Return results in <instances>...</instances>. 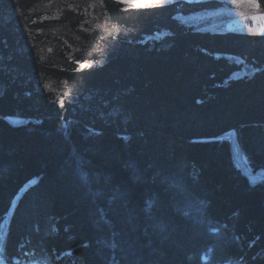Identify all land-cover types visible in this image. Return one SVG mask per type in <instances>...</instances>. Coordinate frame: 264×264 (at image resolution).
<instances>
[{
	"label": "trees",
	"instance_id": "1",
	"mask_svg": "<svg viewBox=\"0 0 264 264\" xmlns=\"http://www.w3.org/2000/svg\"><path fill=\"white\" fill-rule=\"evenodd\" d=\"M238 132L264 174V125ZM0 233V264H264V180L229 138L0 117Z\"/></svg>",
	"mask_w": 264,
	"mask_h": 264
},
{
	"label": "water",
	"instance_id": "2",
	"mask_svg": "<svg viewBox=\"0 0 264 264\" xmlns=\"http://www.w3.org/2000/svg\"><path fill=\"white\" fill-rule=\"evenodd\" d=\"M21 1L0 0L1 115L62 117L122 136L229 138L247 179L264 178L245 162L238 132L264 124V34L203 30L236 17L217 12L241 16L242 3L246 15L264 14V0H27L26 13ZM74 25L78 35L68 33ZM43 34L69 52L53 54ZM230 54L248 68L229 64Z\"/></svg>",
	"mask_w": 264,
	"mask_h": 264
},
{
	"label": "bare ground",
	"instance_id": "3",
	"mask_svg": "<svg viewBox=\"0 0 264 264\" xmlns=\"http://www.w3.org/2000/svg\"><path fill=\"white\" fill-rule=\"evenodd\" d=\"M46 1H48V0H46ZM123 1H126V2H130V3H132L133 5H140V6H153V5H155V3H156V1H154V2H149V1H139V0H123ZM173 1H175V0H173ZM196 1H201V0H196ZM22 3H21V12H24V13H26V11L28 10V8L30 7L29 6V4H28V2H27V0H22L21 1ZM172 1L170 0H165V4H169V3H171ZM188 2H190V1H188ZM242 5L244 6V5H249V3L247 2L246 4H244V3H242ZM243 6H241V7H239L238 9H239V11H240V13H241V16H239V13L238 12H236L235 13V11L234 12H230V11H228V12H217V14H215L216 15V17H219V16H222V15H225V16H228L229 14H234V16H236V17H234V19H231V20H217V21H215V23H214V25H211V26H209V27H206V26H204L203 27V30H208V31H210V32H213V33H216V32H218V33H223V32H236V33H247V34H254L253 32H250L249 30H248V28H249V25H251L250 23H247L246 24V29H245V31H242V30H235V29H233V28H230L228 25L233 21V20H241V19H243V18H247V17H249V16H251V15H246L247 13H245L246 11H244V7ZM248 7V6H247ZM65 9V8H64ZM236 14V15H235ZM257 15V14H256ZM31 16V13L28 15V17H26V18H29ZM215 18V16L214 15H207V19L208 20H210V18ZM205 18H206V16H205ZM213 18V19H214ZM231 21V22H230ZM28 22H31V20L30 21H28ZM149 24H151V21L150 22H148ZM200 24V22L199 23H197V25H199ZM249 24V25H248ZM74 27L75 28H73V27H71V28H69L68 29V33L69 34H74V35H78V28L74 25ZM67 28V27H66ZM51 30H53V27H51L50 28ZM82 29H84V30H86L89 34H92V33H94L95 31H94V29H92V28H90V26H84V27H82ZM200 29V28H199ZM198 29V30H199ZM67 30V29H66ZM255 34H264V33H258V32H255ZM31 35H35V34H31ZM81 35V34H80ZM84 35V34H83ZM38 36H40V34L38 35ZM79 37V36H78ZM92 37H94V36H92ZM43 40L42 41H44V43L46 44V41H47V43H48V48L51 50V52L53 53V54H57V55H66L67 54V52H69L68 51V47L66 46V45H64V44H62V43H58V42H54V41H58L57 39H56V37H54V41H53V39H50L49 37H48V35L46 36V34H43V38H42ZM67 48V51H66V48ZM233 56H235V58H236V60H234V58H233ZM224 59H227L226 61H229L230 60V62H229V64H233V65H236L235 67H240V68H242V69H247L248 67H246V66H244L243 64H244V62L241 60V57H239L238 58V56L235 54V55H232V54H230V56L227 58V57H224ZM225 61V62H226ZM242 65V66H241ZM0 117H2V118H5V119H8L9 121H11L12 122V124L13 125H15V126H18V127H25V126H28V125H30V124H36V123H38V122H40V121H42V120H44V119H41V120H39V121H36V122H31V121H28V120H26V119H24V118H12V117H7V116H3V115H1L0 114ZM50 118V117H49ZM54 118H59V117H54ZM60 118H62V117H60ZM64 120V119H63ZM69 121H71V120H68V121H65L64 120V122L65 123H68ZM72 121H76V120H72ZM76 122H79V121H76ZM79 123H81V122H79ZM82 124V123H81ZM83 125V124H82ZM260 125H264V124H260ZM85 126V125H84ZM86 127H88V126H86ZM89 128V127H88ZM89 129H91V128H89ZM93 130V129H92ZM93 131H95V130H93ZM95 132H101V131H95ZM105 132H108V131H105ZM111 133H114V134H116V135H118V136H122V135H120V134H117V133H115V132H111ZM134 134H149V135H152V134H166V133H162V132H149V131H147V132H136V133H134ZM134 134H132V135H129V136H124L126 139H128V138H130L131 136H133ZM166 135H176V134H172V133H170V134H166ZM176 136H178V135H176ZM178 137H180V136H178ZM182 138V137H181ZM184 139V138H183ZM184 140H186V141H189V142H191V141H201V140H206V139H195V140H187V139H184ZM240 141V140H239ZM230 143H231V140H230ZM249 167V166H248ZM261 174V173H260ZM244 175V174H243ZM245 176V175H244ZM262 176L264 177V174H262ZM246 177V176H245ZM247 178V177H246ZM262 180H264V178L262 179ZM259 181H261V180H259ZM259 181H256V183H258ZM250 183H252V182H250ZM2 230H3V232H4V228H2ZM1 234V233H0ZM4 236V235H3Z\"/></svg>",
	"mask_w": 264,
	"mask_h": 264
},
{
	"label": "rangeland",
	"instance_id": "4",
	"mask_svg": "<svg viewBox=\"0 0 264 264\" xmlns=\"http://www.w3.org/2000/svg\"><path fill=\"white\" fill-rule=\"evenodd\" d=\"M139 1H149V2H154L156 0H139ZM196 1V0H192ZM261 17H264V14H257V15H251L247 18H243L241 20H233L228 26L230 28H233L235 30H242L245 31V27L247 23H250L249 28L256 29L258 33H262L260 29L264 28V19H261ZM248 28V30H249Z\"/></svg>",
	"mask_w": 264,
	"mask_h": 264
},
{
	"label": "snow or ice",
	"instance_id": "5",
	"mask_svg": "<svg viewBox=\"0 0 264 264\" xmlns=\"http://www.w3.org/2000/svg\"><path fill=\"white\" fill-rule=\"evenodd\" d=\"M233 2H235V0H233ZM165 4V0H156L155 6H164ZM258 6V5H257ZM261 19H264V17H261ZM250 32H253L255 34V32L257 31L256 29L253 28H249ZM260 31L262 33H264V28L260 29ZM85 67H90V65H84Z\"/></svg>",
	"mask_w": 264,
	"mask_h": 264
},
{
	"label": "flooded vegetation",
	"instance_id": "6",
	"mask_svg": "<svg viewBox=\"0 0 264 264\" xmlns=\"http://www.w3.org/2000/svg\"><path fill=\"white\" fill-rule=\"evenodd\" d=\"M170 1V0H169ZM172 2H173V0H171ZM186 1H190V2H192V0H186Z\"/></svg>",
	"mask_w": 264,
	"mask_h": 264
}]
</instances>
